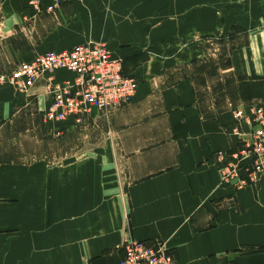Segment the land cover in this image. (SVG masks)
<instances>
[{"label":"crops","instance_id":"obj_1","mask_svg":"<svg viewBox=\"0 0 264 264\" xmlns=\"http://www.w3.org/2000/svg\"><path fill=\"white\" fill-rule=\"evenodd\" d=\"M83 1L60 4L61 20L43 21L49 28L23 61L101 40L133 64L128 73L122 65L138 85L131 106L159 103L121 130V150L106 145L60 164L0 162V264H118L129 240L162 241L178 264H264V179L236 189L216 162L242 147L249 108L264 101V0L227 24L219 0ZM231 24L245 35L229 54L239 103L208 114L181 71L205 63L204 38L230 34ZM26 101L0 87V119Z\"/></svg>","mask_w":264,"mask_h":264},{"label":"rangeland","instance_id":"obj_2","mask_svg":"<svg viewBox=\"0 0 264 264\" xmlns=\"http://www.w3.org/2000/svg\"><path fill=\"white\" fill-rule=\"evenodd\" d=\"M41 1L45 0H0V87L11 88L27 100L22 106L15 107L10 119H0V162H32L40 159L49 164H60L101 150L106 145L121 150V130L130 132L129 127L139 126L138 120L152 115L148 110L158 105L157 96L144 100L138 107H132L130 103L109 113L92 111L80 125H75L72 120L44 123L42 110L45 103L50 102V91L43 79L24 91L10 81L11 72L26 58L25 51L29 50L31 44L38 45L49 28V25L42 27L43 21L51 20L52 24L57 25L61 20L54 3L41 4ZM75 1L82 3L83 0ZM211 2L204 0L205 5ZM217 3L220 6L221 24L223 20L227 24L234 12L248 10L256 4L254 0H219ZM231 25L230 34L221 31L215 38H204V53L208 59H204L205 63L189 65L181 71L195 80L200 106L208 114L233 109L239 103L236 81L228 69L229 54L244 42L245 35L234 24ZM122 65L125 73L133 66L132 63ZM109 95L116 99L114 93ZM151 118L157 119L159 116Z\"/></svg>","mask_w":264,"mask_h":264},{"label":"built area","instance_id":"obj_3","mask_svg":"<svg viewBox=\"0 0 264 264\" xmlns=\"http://www.w3.org/2000/svg\"><path fill=\"white\" fill-rule=\"evenodd\" d=\"M71 1L74 0H51L57 7ZM122 63L98 40L68 51L34 55L29 61L20 62L9 78L21 91L43 79L50 91V102L42 110L44 123L72 120L80 125L92 111L109 113L131 102L138 85L134 78L123 74ZM57 71H67L72 77L57 81ZM235 118L239 122L244 117L236 111ZM245 119L250 131L241 137L242 147L216 154L221 181L236 189L264 179V101L251 105ZM122 249L118 264H178L162 241L129 240Z\"/></svg>","mask_w":264,"mask_h":264},{"label":"trees","instance_id":"obj_4","mask_svg":"<svg viewBox=\"0 0 264 264\" xmlns=\"http://www.w3.org/2000/svg\"><path fill=\"white\" fill-rule=\"evenodd\" d=\"M42 116H43V114H42Z\"/></svg>","mask_w":264,"mask_h":264}]
</instances>
